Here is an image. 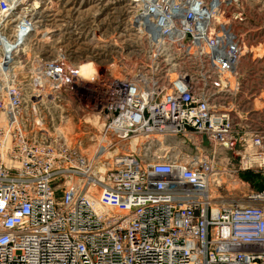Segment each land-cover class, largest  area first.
<instances>
[{
    "label": "built area",
    "instance_id": "obj_1",
    "mask_svg": "<svg viewBox=\"0 0 264 264\" xmlns=\"http://www.w3.org/2000/svg\"><path fill=\"white\" fill-rule=\"evenodd\" d=\"M130 3V26L151 57L171 43L195 66L165 85L141 71L81 78L79 62L37 57L18 85L12 65L34 23L22 10L12 21L16 6L0 0V264H264V187L242 205L214 202L208 188L227 171L217 147L264 180V124L225 105L241 89V0ZM78 80L104 85L92 155L63 135H38L39 104ZM132 141L133 151L121 150Z\"/></svg>",
    "mask_w": 264,
    "mask_h": 264
},
{
    "label": "rangeland",
    "instance_id": "obj_2",
    "mask_svg": "<svg viewBox=\"0 0 264 264\" xmlns=\"http://www.w3.org/2000/svg\"><path fill=\"white\" fill-rule=\"evenodd\" d=\"M9 1L17 8L12 21L22 10L34 23L32 35L12 65L18 85L27 82L31 65L37 57L59 55L71 64L92 61L94 64H88L83 72L88 79L95 70L99 73L106 71L108 75L100 74L99 78L107 81L141 71L147 80L163 81L165 85L175 72L195 66L196 62L190 56L171 43L159 44L155 49L156 56L151 57V46L143 31L130 26V0ZM241 6L244 20L235 26L245 41L239 67L241 89L228 96L225 105L230 101L232 111L239 116H253L264 124V0H241ZM103 98L104 85L101 82L78 80L72 88L61 90L55 100L39 104L37 115L46 133L38 135L48 142L63 135L69 144L81 147L88 155L94 154L93 151L99 148L103 128L100 122L103 120L100 117L98 121L93 115H97L95 109L101 108ZM134 143L132 141L121 150L133 151L134 145L131 144ZM204 146L208 153H212L209 144L205 142ZM106 156L109 158L110 154ZM214 156L227 169L221 171L219 182L214 184L221 196L237 199L264 187L259 172L239 169V158L234 152L217 147ZM61 186L62 181L56 186L58 196L61 195Z\"/></svg>",
    "mask_w": 264,
    "mask_h": 264
},
{
    "label": "bare ground",
    "instance_id": "obj_3",
    "mask_svg": "<svg viewBox=\"0 0 264 264\" xmlns=\"http://www.w3.org/2000/svg\"><path fill=\"white\" fill-rule=\"evenodd\" d=\"M24 44H26V43H24ZM24 46V45H23ZM23 46H21L20 48H19V51L22 49V47ZM1 61V60H0ZM90 63H93L92 61H80L79 63H78V74H79V76L81 77V78H86V79H88V77H86V76H84L83 75V72L86 70V66H88V64H90ZM94 64V63H93ZM94 75V74H93ZM93 77V76H92ZM91 77V78H92ZM90 79V78H89ZM162 87H164V85L162 84L161 85ZM94 117H96V119L98 120V121H100V117L98 116V115H93ZM3 120V119H2ZM100 124L103 126V123H101L100 122ZM102 131V130H101ZM103 141L104 142H107L108 141V139L107 138H103ZM131 145H133V144H131ZM98 166H100V169L97 167V169H99V170H101L102 171V167H101V165H100V163L98 164ZM98 172L99 171H97L96 172V175H98L99 176V174H98ZM209 195L211 196V198H214V202H219L220 204H230L231 202H236L237 204H240V205H242V204H247V203H249L250 201H246L245 199H243L242 197H239V198H235V199H233L232 197H229L228 195H224V196H221L220 194H218V191L212 186V185H210L209 187Z\"/></svg>",
    "mask_w": 264,
    "mask_h": 264
}]
</instances>
